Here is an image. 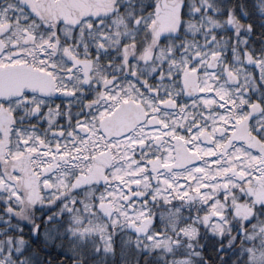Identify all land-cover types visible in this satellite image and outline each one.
<instances>
[{
  "label": "snow or ice",
  "instance_id": "snow-or-ice-1",
  "mask_svg": "<svg viewBox=\"0 0 264 264\" xmlns=\"http://www.w3.org/2000/svg\"><path fill=\"white\" fill-rule=\"evenodd\" d=\"M0 264H264V0H0Z\"/></svg>",
  "mask_w": 264,
  "mask_h": 264
}]
</instances>
